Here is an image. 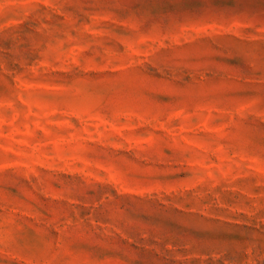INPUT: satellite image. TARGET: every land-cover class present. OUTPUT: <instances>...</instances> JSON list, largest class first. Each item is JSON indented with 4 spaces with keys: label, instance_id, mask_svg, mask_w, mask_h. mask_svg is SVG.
I'll use <instances>...</instances> for the list:
<instances>
[{
    "label": "rangeland",
    "instance_id": "1",
    "mask_svg": "<svg viewBox=\"0 0 264 264\" xmlns=\"http://www.w3.org/2000/svg\"><path fill=\"white\" fill-rule=\"evenodd\" d=\"M0 264H264V0H0Z\"/></svg>",
    "mask_w": 264,
    "mask_h": 264
}]
</instances>
